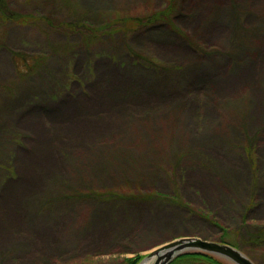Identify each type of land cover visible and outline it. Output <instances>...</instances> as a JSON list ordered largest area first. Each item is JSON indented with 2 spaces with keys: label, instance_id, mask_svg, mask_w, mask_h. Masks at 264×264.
I'll use <instances>...</instances> for the list:
<instances>
[{
  "label": "rangeland",
  "instance_id": "obj_1",
  "mask_svg": "<svg viewBox=\"0 0 264 264\" xmlns=\"http://www.w3.org/2000/svg\"><path fill=\"white\" fill-rule=\"evenodd\" d=\"M11 2L94 23L172 9L123 39L43 22L0 35V264L107 262L264 225V0ZM12 51L40 65L25 74ZM127 184L181 201L108 196Z\"/></svg>",
  "mask_w": 264,
  "mask_h": 264
},
{
  "label": "trees",
  "instance_id": "obj_2",
  "mask_svg": "<svg viewBox=\"0 0 264 264\" xmlns=\"http://www.w3.org/2000/svg\"><path fill=\"white\" fill-rule=\"evenodd\" d=\"M171 1V0H170ZM171 3V2H170ZM168 4L164 9L149 12L144 15H132V16H119L118 14L110 12L107 18L100 20L98 23L88 22L82 16H76L72 19L67 18L56 19L57 21L52 20L51 15L47 14H38L34 9H21L12 5L11 0H0V29L3 32H0V35H4L12 24H32L37 22H43L45 25L52 27L64 28L69 32H74L80 35L81 39L85 42L90 38H102L103 36L114 37L119 35L121 39L123 36L129 35L135 29L146 27L150 24L155 23L158 20L163 19L164 15H167L172 7L171 4ZM123 37V38H122ZM86 38V39H85ZM128 52L131 55L136 56V61L138 59H144L142 56L137 54L132 48H127ZM12 57L16 62L19 70L22 72L30 73L40 65L41 58L40 56H26L20 52L12 51ZM141 57V58H140ZM149 65H154V67H160V62H157L153 59L148 61L144 59ZM156 62V63H155ZM15 140V139H14ZM247 154L251 155V145L247 144L245 147ZM110 153V152H109ZM106 154V153H105ZM105 157V155H104ZM107 160L111 161L109 155ZM1 168H3V163L0 162ZM6 169V168H4ZM11 170V167L7 169ZM4 178V177H3ZM139 184V183H138ZM126 186V187H125ZM108 193L113 198H123L125 200H149L161 197L163 200L168 198L176 203L181 201L178 196V192L175 191L173 196H168L165 193L158 191H149L141 192L138 190L134 191L129 188V185L119 186V188ZM221 230L217 239L221 242H226L233 246L240 248L244 251L256 264H263L261 258L264 254V225H253L252 227L248 223H242L239 227H225L220 226ZM201 237V236H200ZM209 239L207 237H202ZM261 253V257L259 256ZM144 255L136 253L130 257H113L111 260L105 262L97 260L92 255L81 256L80 258L70 259L64 264H137ZM56 263V260L52 262ZM168 264H232L227 260L220 258L216 255L200 252V251H190L180 254L175 257Z\"/></svg>",
  "mask_w": 264,
  "mask_h": 264
},
{
  "label": "water",
  "instance_id": "obj_3",
  "mask_svg": "<svg viewBox=\"0 0 264 264\" xmlns=\"http://www.w3.org/2000/svg\"><path fill=\"white\" fill-rule=\"evenodd\" d=\"M190 251L210 253L232 264H256L236 246L198 236H180L164 242L145 254L137 264H168L180 254Z\"/></svg>",
  "mask_w": 264,
  "mask_h": 264
},
{
  "label": "bare ground",
  "instance_id": "obj_4",
  "mask_svg": "<svg viewBox=\"0 0 264 264\" xmlns=\"http://www.w3.org/2000/svg\"><path fill=\"white\" fill-rule=\"evenodd\" d=\"M143 264H148V262H145V263H143Z\"/></svg>",
  "mask_w": 264,
  "mask_h": 264
}]
</instances>
